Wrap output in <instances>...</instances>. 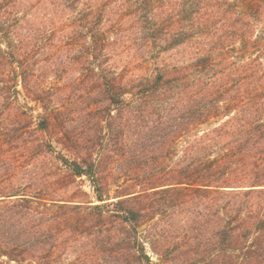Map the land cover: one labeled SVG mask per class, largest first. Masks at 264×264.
<instances>
[{
  "label": "trees",
  "instance_id": "1",
  "mask_svg": "<svg viewBox=\"0 0 264 264\" xmlns=\"http://www.w3.org/2000/svg\"><path fill=\"white\" fill-rule=\"evenodd\" d=\"M127 37L146 70L119 76ZM68 97L95 135H70ZM106 225L96 263L69 258ZM145 243L264 264V0H0V264H151Z\"/></svg>",
  "mask_w": 264,
  "mask_h": 264
},
{
  "label": "rangeland",
  "instance_id": "2",
  "mask_svg": "<svg viewBox=\"0 0 264 264\" xmlns=\"http://www.w3.org/2000/svg\"><path fill=\"white\" fill-rule=\"evenodd\" d=\"M126 42L131 46L130 49H121V50H118L115 53V56H114V59L116 60L117 64H118V67H117V72L119 74V76H124L127 74V72H133L135 74H141L142 72H145L146 68L144 69L145 67V64H141V62L138 61V63H133L134 61L130 60L132 59V55H135L136 53V47L131 45V41L136 45L137 43H139V40L136 41L135 39H133V37H127L125 38ZM183 54L182 50L178 53V54H170V55H166V60H170L171 58L173 59L174 57H179ZM65 103H68V107L70 109L69 113L67 115H63V120L66 121V123L68 124L69 126V130H70V135H82V134H90V135H95L96 132V129H95V122H94V119L92 115L90 114H86L87 113V104L84 100L78 98V99H69L68 98H65V100H63ZM27 105L31 108V106H34L33 105V102H31L30 100H28V102H26ZM114 108V107H113ZM35 109V108H34ZM113 112L115 113V109H113ZM33 113L35 114V110L33 111ZM113 129L116 128L117 130V126H116V123L113 124L112 126ZM205 128V126H201L199 129H203ZM55 148L57 151H60V152H63L64 154L68 155L67 151H65L66 149L60 145V144H55ZM118 161H117V160ZM115 164H118L117 166V171H116V174L114 173H110L109 170L112 171V169L110 168V165L107 166V169L106 172L110 175H108V180H111V181H108L110 184V186L108 187V190L110 192V194H113L118 188L120 187H124L126 185H129L131 184V181L130 180H126L124 181L123 177H117L119 176V172L120 174H123V169L125 168L124 164H120L119 160H120V156L115 158ZM121 169V170H120ZM105 172V174H106ZM117 177V179H115ZM126 177H129V176H126ZM116 181H114L113 183V180L114 179ZM76 187H72L71 191L75 190ZM80 188H82V190L84 191H87L91 196H93V190H92V186L90 185L89 181L86 180L84 177H83V181L80 182ZM84 211V214H88V210H83ZM86 217H90V215H86ZM167 219V218H166ZM165 219V220H166ZM166 221H164L162 224L165 226V223ZM113 225H106L103 227V229L100 231L98 230V228H95V227H92L90 230V234H89V238L92 239V243H90L87 247V249H90L88 252H85L84 250H81L79 249V247H77L75 250H72V252L70 253L69 255V258L71 259H79V260H89L87 262H92L93 261H97L98 259H100V257H102V253L98 251L97 247H95L94 245V238L96 236H103L105 235L106 233H108L109 231H107V229H111V232L114 230V229H117V228H113ZM143 228V229H142ZM141 228V232L140 234H144L146 235V232H147V228L146 227H142ZM163 229H167V230H163ZM156 231L159 232V234H163L165 231H166V234H167V240L166 243H170L172 244L173 242H175V240H177L176 236L177 234L174 233V230L173 229H169L168 225L167 227L165 226L164 228H160L159 226V229L156 228ZM110 233V232H109ZM174 240V241H172ZM89 242V241H88ZM171 246V245H169ZM145 247V252L146 254L149 256L150 258V261H151V264H161V259L159 256H157L154 252L151 251V249L149 248L148 244L145 243L144 245ZM65 256V255H64ZM121 260V259H120ZM119 260V261H120ZM130 260L133 262L135 261L134 258H130ZM96 263V262H95ZM118 264H120L119 262H117ZM132 264H136L135 262L132 263Z\"/></svg>",
  "mask_w": 264,
  "mask_h": 264
}]
</instances>
